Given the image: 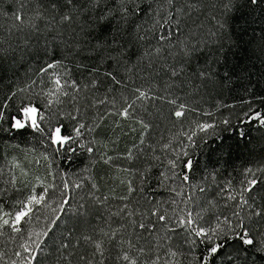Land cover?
<instances>
[{
	"label": "trees",
	"instance_id": "obj_1",
	"mask_svg": "<svg viewBox=\"0 0 264 264\" xmlns=\"http://www.w3.org/2000/svg\"><path fill=\"white\" fill-rule=\"evenodd\" d=\"M161 2L123 21L120 0H26L17 27L19 0H0V264H201L209 245L180 223L189 212L197 227L239 219L264 240L253 215L264 210V125L249 119L264 116V0H176L179 29L164 40L176 26L163 23L167 5L153 15ZM133 102L132 118L118 114ZM26 107L40 130L13 127ZM56 127L74 139L54 144ZM34 195L45 199L14 231ZM259 247L233 237L208 264H264Z\"/></svg>",
	"mask_w": 264,
	"mask_h": 264
},
{
	"label": "snow or ice",
	"instance_id": "obj_2",
	"mask_svg": "<svg viewBox=\"0 0 264 264\" xmlns=\"http://www.w3.org/2000/svg\"><path fill=\"white\" fill-rule=\"evenodd\" d=\"M25 2H26V0H19V4H20L19 9L16 12L12 13L14 21L18 22L15 25L17 27L24 26L27 23H29L28 21L25 20V15L22 13V9L24 7ZM93 2L98 4V3H100V0H93ZM120 2H121L122 7L120 8L119 11L121 14V19L123 21H127L128 17L131 15H136L139 13H145L146 14L148 12V10L152 7L151 4L148 5V8L140 7V5L144 2V0H120ZM64 3H65V6L73 5L74 0H64ZM250 3L257 4L258 0H250ZM175 4H176V0H162L159 7L157 9L153 10V15H161V12L164 11V6L167 5L168 10L164 11V15H162V17H161L163 20V23L164 24H175V26H176V28L173 30V32H169V31L165 30V32L160 36L161 40L167 39L168 37L173 35L176 30L179 29V21L175 19V16L173 15V11L171 10L174 8ZM129 5H132V7H129ZM52 7L55 9L57 7V5L55 3H53ZM182 11H183V9H181V8H175L176 14H179ZM38 15L39 14H37V18H38ZM101 18L104 20L108 19V17L104 16L103 14L101 15ZM61 19L63 21H70L72 19V17L69 15H63L61 17ZM156 23L159 24L160 21H157ZM31 27L35 28L36 27L35 23H31ZM157 51H159V49H157ZM186 54H188L187 51H186ZM47 67L48 68H55V67H57V64L50 63V64H48ZM172 74L177 75V72L175 69L173 70ZM108 75L112 76L111 73H108ZM201 75H203V73H201ZM112 79L115 80V77L113 76ZM115 82L119 83V81H115ZM55 83L57 85H60L61 84L60 79H57L55 81ZM59 90L61 92H63L64 95H67V93L64 92L62 87ZM136 92L138 93L137 99H144V98H147V96H148V93L141 91L140 89H136ZM172 102L174 103V101H172ZM99 103L103 104L104 100L99 101ZM134 107H135L134 102L128 103L127 106H123L121 108V110L118 112V114L120 116L126 118V119L132 118V110L134 109ZM183 107H184L183 105L180 106L181 109ZM23 113L26 117L30 118L31 126L36 128L37 130H40L39 125L37 124V115H38L37 109L34 107H26L23 109ZM174 114L176 117H181V116H183L184 113L181 110H177V111H175ZM40 118L42 119V117H40ZM249 119L258 120V122L261 125H264V116H262L261 113H259V112H256L255 114L250 116ZM139 122L143 128L148 127V125L144 121L141 120ZM225 123H227V121H225ZM13 127L17 128V129L24 128L25 123L19 119H16L15 123L13 124ZM84 127L85 126L83 124H81L80 127L75 130L76 136L81 135L80 129H82ZM207 127H210V126L209 125L202 126L201 130L203 131ZM72 139H74V138L68 137V136H63L61 134V128L60 127H56L53 130L52 141L54 144H58V145L63 146L65 144H67ZM88 151L92 152L93 149L88 148ZM185 155H186V153H185ZM173 167H175L174 162H173ZM186 167L191 169L192 162L188 161ZM184 179L187 180L188 177L185 175ZM248 184L249 185H255L256 180H254V179L250 180V181H248ZM65 187H67V184L65 185ZM76 187H80V185H76ZM128 190L130 193L135 191V189L131 185H129ZM250 190H251V188L245 189V191H250ZM232 198L234 199V197H232ZM29 199H30V203L40 204L45 199V197L43 195H41L39 197L32 196ZM60 203H61V205H63V204L68 203V201L62 200ZM247 203H248L247 200L243 201V204H247ZM249 207H251V206L249 205ZM126 208H127V206H125L124 210H126ZM31 211H32V209L29 206L27 208V210H21L16 214L15 220L12 224L14 231H17V232L20 231L19 228L15 227V225L19 224V222L21 220L25 219L28 216L29 212H31ZM152 214L156 215L160 222H165L167 219L166 215H164V214H158L156 212H153ZM5 215H7V214H5ZM129 215H132V213H130ZM236 215H237V217H239L238 213ZM253 215L264 216V210H261V211L253 210ZM180 223L185 224V226H191L189 229L190 232L193 233L197 238H199L201 243H207L209 245L208 255L201 258V264H208L209 257H213V256L217 255L225 247V242L227 240H229L230 238H233V237L236 239H239L241 244L244 246H254L255 247L257 245V243H259L260 247L257 250L258 251L264 250V240L257 241L254 237H252L250 235V231L247 228V226L243 223L242 220H239V219H238V222L233 225L231 223L230 219L226 217L223 221L224 226H221L220 223H217L215 228L205 229L204 227H197L196 226V217H194L192 215V213L189 212L187 217L182 219L180 221ZM7 225H9V220L4 219L3 223H2V225H0V227L7 226ZM137 226L139 228H142L145 230H147V227H148L144 223H139ZM106 235H110V236L114 237L115 233H110V234L106 233ZM85 239H91V238L85 237ZM195 242L196 241H193V243H195ZM95 249L98 252H102L101 244H99V243L95 244ZM26 251H27V249H26ZM17 255H20V254L17 253ZM172 255L175 256V253H172ZM32 259H34V257H32L31 255L29 257L25 258L26 264H31ZM123 259L125 261L130 260L129 256H127V255H125L123 257ZM85 264H90V262L86 261ZM130 264H136V261L131 260Z\"/></svg>",
	"mask_w": 264,
	"mask_h": 264
},
{
	"label": "rangeland",
	"instance_id": "obj_3",
	"mask_svg": "<svg viewBox=\"0 0 264 264\" xmlns=\"http://www.w3.org/2000/svg\"><path fill=\"white\" fill-rule=\"evenodd\" d=\"M16 120V119H15ZM19 120H21L22 122H24L25 124H31V121H30V118L29 117H26L25 115H24V117L22 118V119H19ZM14 123H15V121H14ZM34 196H36V197H39V195H34ZM34 204H36V203H30V199H29V201L25 204V206H24V208L22 209V210H27V208L30 206V207H32ZM16 216V215H15ZM14 220H15V217H14ZM14 222V221H13ZM20 223V222H19ZM18 224H16L15 226H17Z\"/></svg>",
	"mask_w": 264,
	"mask_h": 264
}]
</instances>
